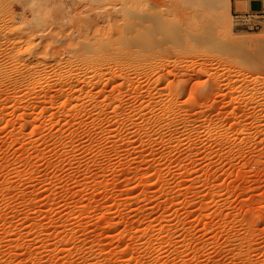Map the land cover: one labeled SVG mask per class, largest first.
<instances>
[{
  "label": "rangeland",
  "instance_id": "rangeland-1",
  "mask_svg": "<svg viewBox=\"0 0 264 264\" xmlns=\"http://www.w3.org/2000/svg\"><path fill=\"white\" fill-rule=\"evenodd\" d=\"M234 2L229 38L213 0H132L99 66L96 2L0 0V264H264V17Z\"/></svg>",
  "mask_w": 264,
  "mask_h": 264
},
{
  "label": "bare ground",
  "instance_id": "bare-ground-1",
  "mask_svg": "<svg viewBox=\"0 0 264 264\" xmlns=\"http://www.w3.org/2000/svg\"><path fill=\"white\" fill-rule=\"evenodd\" d=\"M96 2V7L93 9V14L100 18V21L94 22L92 24L94 28L93 38H85L82 40V46L93 48L96 47L98 50L102 51V56L98 59V65L101 66L103 63L104 56L107 53L115 52L116 54H122L125 45H133L130 42L132 38L129 36L130 32L133 30L132 19H129V15L123 12L130 11V1L132 0H93ZM214 6L216 8L217 16V26H219L220 32L225 36L231 38L234 30V24L229 17L225 18L220 16L218 13V7L221 2L224 1V5L229 12L231 8V0H213ZM61 11H66V8H61ZM163 21H159L157 24H162ZM83 25V23H82ZM87 30V27L82 26L80 31ZM15 30H7V34L4 38L6 47H13L16 49L19 45L15 35ZM82 38V37H81ZM101 71V70H100ZM3 70L0 68V74ZM45 87L39 88L40 91L44 90Z\"/></svg>",
  "mask_w": 264,
  "mask_h": 264
},
{
  "label": "crops",
  "instance_id": "crops-1",
  "mask_svg": "<svg viewBox=\"0 0 264 264\" xmlns=\"http://www.w3.org/2000/svg\"><path fill=\"white\" fill-rule=\"evenodd\" d=\"M234 5L245 16L264 17V0H235Z\"/></svg>",
  "mask_w": 264,
  "mask_h": 264
}]
</instances>
